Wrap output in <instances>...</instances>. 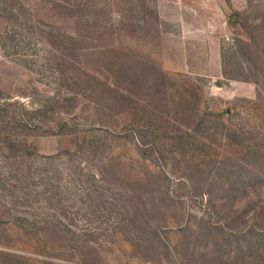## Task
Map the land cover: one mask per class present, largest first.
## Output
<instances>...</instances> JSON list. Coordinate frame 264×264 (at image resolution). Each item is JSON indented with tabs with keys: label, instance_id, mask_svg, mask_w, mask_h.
<instances>
[{
	"label": "rangeland",
	"instance_id": "374dc122",
	"mask_svg": "<svg viewBox=\"0 0 264 264\" xmlns=\"http://www.w3.org/2000/svg\"><path fill=\"white\" fill-rule=\"evenodd\" d=\"M0 264H264V0H0Z\"/></svg>",
	"mask_w": 264,
	"mask_h": 264
}]
</instances>
